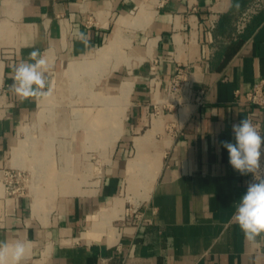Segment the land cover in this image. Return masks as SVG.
<instances>
[{
    "label": "crops",
    "instance_id": "obj_1",
    "mask_svg": "<svg viewBox=\"0 0 264 264\" xmlns=\"http://www.w3.org/2000/svg\"><path fill=\"white\" fill-rule=\"evenodd\" d=\"M250 1L0 0V242L27 245L21 264H264V234L247 241L232 220L253 178L233 169L221 144L234 143L233 125L243 118L259 119L264 135V108L245 100L264 80V9L233 35ZM210 14L217 15L212 30ZM118 27L131 42L123 63L131 74L105 85L117 88L110 103L124 99L125 110L118 127V120L112 130L107 120L96 127L110 147L114 140L115 157L87 192L75 186L58 210L43 212V200L34 209L32 198L2 183L3 168L17 163L20 128L43 98L14 92L13 66L40 50L53 63L52 87L59 70L95 54ZM178 67L187 76L171 95ZM141 168L155 175L143 199L127 192ZM129 201L148 221L125 217Z\"/></svg>",
    "mask_w": 264,
    "mask_h": 264
},
{
    "label": "rangeland",
    "instance_id": "obj_2",
    "mask_svg": "<svg viewBox=\"0 0 264 264\" xmlns=\"http://www.w3.org/2000/svg\"><path fill=\"white\" fill-rule=\"evenodd\" d=\"M128 43L131 42L121 43L119 58H116L111 52H109V58L103 59L101 63L92 62V57L96 53L78 58L79 62H82L84 58L89 60V70L80 71L79 74L71 76L72 81L68 77L67 80L63 79L66 83L62 89L57 83L53 84L52 96L44 103L45 105L40 102L34 108L31 116L22 124L19 137L13 146H21L20 161L9 165L12 167L7 165L3 168V185H6L5 181H9L10 175H12V182L10 189H8L11 194H19L28 198L30 202L32 196L38 198V194L36 196L34 193L38 191L44 202L43 212H54L71 197L69 193L73 187L76 186V190H71L72 192H87L88 189L97 184L107 169V158L112 161L115 157V151L110 152V144L107 140L108 133H103L95 138L88 135L90 138L87 139V123L91 115L94 116L95 113H98L96 109L97 111L106 110L103 107L104 104L101 103L103 98L109 99L110 97V100L118 98L115 96L117 88L109 89L106 87V78L115 76V80H118L123 75L131 74L130 70L123 66L124 59L128 62L130 58ZM117 44L120 45V42ZM117 59L119 60L117 68L109 71ZM63 70L64 68L58 71L55 81L62 78L65 72ZM107 107L109 110L113 109L112 103H109ZM124 110L122 108L121 113ZM161 122L162 120H160ZM111 127V125L108 126L106 130H112ZM47 139L50 142V154L49 163L45 164L49 172L55 171L59 175H57L59 179L55 181L51 191L46 188L49 183L46 182V174L43 175L44 164L38 159L39 156L36 151L37 148L46 145ZM154 176L151 170L141 172L139 192L144 191L141 189L145 188V185L151 186ZM52 191L56 192V196H48L47 193ZM122 197H125V192ZM39 198L41 197L39 196ZM42 200H33L36 202L35 208L43 207ZM134 207L130 201L125 206V208Z\"/></svg>",
    "mask_w": 264,
    "mask_h": 264
},
{
    "label": "clouds",
    "instance_id": "obj_3",
    "mask_svg": "<svg viewBox=\"0 0 264 264\" xmlns=\"http://www.w3.org/2000/svg\"><path fill=\"white\" fill-rule=\"evenodd\" d=\"M77 38L87 45L84 33L77 32ZM53 63L35 49L28 59L12 69L11 88L22 98L48 97L52 93L49 74ZM234 143L222 141V147L229 153V163L241 175L251 174L245 194L240 198L232 220L238 224L247 241L253 242L264 234V135L248 118L233 125ZM28 247L22 241L8 244L0 242V264H21L28 254Z\"/></svg>",
    "mask_w": 264,
    "mask_h": 264
},
{
    "label": "bare ground",
    "instance_id": "obj_4",
    "mask_svg": "<svg viewBox=\"0 0 264 264\" xmlns=\"http://www.w3.org/2000/svg\"><path fill=\"white\" fill-rule=\"evenodd\" d=\"M127 21V20H126ZM124 22L125 24H128L127 22ZM123 24V26L125 25ZM114 36L103 46L101 47L97 52H96V55L92 57V62L93 63H101L103 59L105 58H109V52H111L112 54H114V56L116 58H119V45L117 43L120 42V45L121 43H125V41H127L129 39L128 38H123V33H122V29L121 28H117L116 31L114 32ZM118 52V53H117ZM124 61H126V59H124ZM89 60H87L86 58H84V60H82V62L78 61V60H74V61H71L66 69H65V72L63 73L62 75V78L61 79H57L56 80V83L58 84V86L62 89L65 87V83L66 81L63 80V79H66L67 80V77L69 80H71V76H74V75H77V73L79 74V72H86L89 70V65L88 64ZM119 64V60L117 59L114 63H113V66L110 68L109 71H111L112 69H116L117 68V65ZM96 69V68H94ZM93 69V70H94ZM76 77V76H75ZM74 79V77H73ZM72 81V80H71ZM52 96V95H50ZM46 97V98H43L42 100H40L41 104H44L48 101V98L50 97ZM110 100L109 99H104L101 100V103H103V107L106 108V110H98L96 109V112L98 113H95L94 116L91 115L88 123H87V136L86 138H90L88 137L91 136L92 138H95V137H99L98 135V130L96 129V127H98L101 123L105 122L106 120V124L109 122V125H112L114 122V125L116 126V122L118 120V125L117 127L119 126V122H120V114H121V109L124 107V99H121L120 101L116 102L115 101V105L113 106V103H112V106H113V109L115 108L114 112H112L113 109H110L107 107V105L110 103L109 102ZM39 102V103H40ZM45 105V104H44ZM118 108V109H117ZM106 115L108 117V119H105L103 120V116ZM111 115V116H110ZM111 149H110V152H112V147H113V143H114V140L111 141ZM50 142L48 141L47 139V142H46V145H44L43 147H40L39 149L37 148V153H38V159L41 160L44 164V169H43V175L46 174L45 178H47V181L49 184L48 186L46 187L47 190H53V187H54V183H56L55 181L59 179V175L57 174V172L55 171H48L47 170V165L45 163H49V154H50ZM13 154H14V157H15V161L18 163L20 161L19 159V156L22 155V149H21V146L20 147H16L14 148L13 150ZM47 170V171H46ZM143 170H146V168H141L139 173H136V174H132L129 178H128V187H127V192L129 193L130 196H133V197H137L139 196L140 199L146 197L147 195V192L149 191V185H145V188L141 189V190H144L143 192H139V188H140V176H141V172ZM58 175V176H57ZM142 178V177H141ZM143 179V178H142ZM152 179V178H151ZM135 180V182H134ZM145 181V179H144ZM143 183V181H142ZM151 185V184H150ZM3 186V185H2ZM35 195L37 196L38 194V198L35 197V196H32V203H33V208L34 209H38L37 207L35 208V204L36 202H34L33 200H38V199H41L42 198H39L40 194L38 191H35L34 192ZM138 202V201H137ZM118 207V201H116L114 204H113V210H115L116 208ZM112 212V211H111ZM109 213H103L102 215L99 216V220L104 223V220H106L108 217H114L116 215V211L112 212L110 214V216H108ZM104 225V224H103Z\"/></svg>",
    "mask_w": 264,
    "mask_h": 264
},
{
    "label": "built area",
    "instance_id": "obj_5",
    "mask_svg": "<svg viewBox=\"0 0 264 264\" xmlns=\"http://www.w3.org/2000/svg\"><path fill=\"white\" fill-rule=\"evenodd\" d=\"M262 9H264V0H251L246 4V6L240 11L239 15L237 16L235 22H234V37L240 35L246 28L249 21L252 19V17L259 13ZM217 22V15L216 14H210L207 23H208V29L212 30L215 28ZM187 73L186 70H184L181 67H178L177 72L174 74L173 77H171L168 81V87H169V93L171 95H176L179 92V86L180 82H185ZM235 93L238 94L239 91L235 90ZM245 100L252 104L253 106H256L258 108H264V80H260L252 85L250 90H248L245 93ZM254 125L257 126L258 130L262 134V124L261 121L257 118H249ZM7 175V171H6ZM11 178H9V181H5L6 185L5 190L8 193H11L10 190V184L12 182V175H10ZM125 217H131L133 215L137 216V219H141L143 221H148V218H143L140 214L137 213V207L134 208H125Z\"/></svg>",
    "mask_w": 264,
    "mask_h": 264
}]
</instances>
